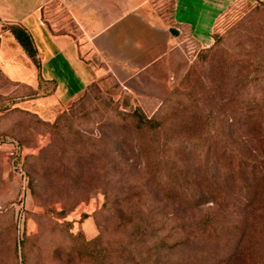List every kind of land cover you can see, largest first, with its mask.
Instances as JSON below:
<instances>
[{
    "label": "rangeland",
    "instance_id": "rangeland-1",
    "mask_svg": "<svg viewBox=\"0 0 264 264\" xmlns=\"http://www.w3.org/2000/svg\"><path fill=\"white\" fill-rule=\"evenodd\" d=\"M212 35L163 102L106 80L39 111L0 64V264H264V0Z\"/></svg>",
    "mask_w": 264,
    "mask_h": 264
},
{
    "label": "crops",
    "instance_id": "crops-1",
    "mask_svg": "<svg viewBox=\"0 0 264 264\" xmlns=\"http://www.w3.org/2000/svg\"><path fill=\"white\" fill-rule=\"evenodd\" d=\"M238 1L244 0H0V22L25 29L38 60L4 29L1 68L36 93L28 102L39 111L68 104L106 80L163 102L189 63L186 47L211 43L215 23ZM45 68L67 69L69 87L52 72L44 75ZM40 80L55 83V91L39 90Z\"/></svg>",
    "mask_w": 264,
    "mask_h": 264
},
{
    "label": "trees",
    "instance_id": "trees-1",
    "mask_svg": "<svg viewBox=\"0 0 264 264\" xmlns=\"http://www.w3.org/2000/svg\"><path fill=\"white\" fill-rule=\"evenodd\" d=\"M4 28L10 30L14 34L15 38L22 45L26 54L31 59H33L35 63L38 64L37 51L35 49L31 37L26 32V30L14 25L5 26ZM55 89H56L55 83H47L44 80H40L39 90H41L45 94L50 95L55 91ZM35 95L36 93L31 96H35ZM128 116L134 121V123L136 124L139 130L154 132L156 130H160L162 127V124L160 122L153 119H148L143 113H140L138 110H135L133 113H129ZM208 198H209L208 193L200 194L196 197L195 196L183 197L182 195L173 192L172 195L167 196V199H173L175 201L178 200L179 202L182 203L187 202L191 205H203L204 203L208 202L207 201ZM209 221H210L209 218L201 221L199 224H197L195 230L204 232V230L209 226Z\"/></svg>",
    "mask_w": 264,
    "mask_h": 264
},
{
    "label": "water",
    "instance_id": "water-1",
    "mask_svg": "<svg viewBox=\"0 0 264 264\" xmlns=\"http://www.w3.org/2000/svg\"><path fill=\"white\" fill-rule=\"evenodd\" d=\"M173 32H176V34H177V31L173 30Z\"/></svg>",
    "mask_w": 264,
    "mask_h": 264
}]
</instances>
